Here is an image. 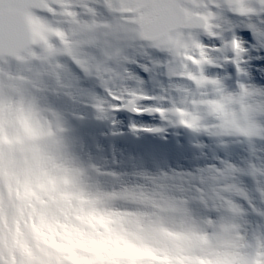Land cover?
I'll return each mask as SVG.
<instances>
[{
    "label": "clouds",
    "instance_id": "1",
    "mask_svg": "<svg viewBox=\"0 0 264 264\" xmlns=\"http://www.w3.org/2000/svg\"><path fill=\"white\" fill-rule=\"evenodd\" d=\"M202 11L194 0L181 5L177 14L185 17L183 24L153 36L146 37L138 24L129 25L131 38L120 53L128 60L117 66L125 79L108 86L118 95L123 84L134 86L126 77L138 65L129 61L142 59L141 50L179 71L185 55L203 38ZM103 18L111 15L97 17ZM18 83V90L6 89L0 97V264H216L225 253L254 264V253L264 251V215L258 228L245 215L211 221L196 189L212 183L210 165L193 166L181 176L168 159H157L138 194L129 195L122 182L101 172L108 162L76 140L72 118L55 102L62 89L50 85L36 91ZM228 95L249 102L264 96V85ZM103 102L107 112L119 101L104 96ZM177 104L166 106L164 114L186 123L185 131L214 122L211 102ZM248 108L246 118L231 129L234 133L247 136L256 124L250 103ZM259 124L264 125V117Z\"/></svg>",
    "mask_w": 264,
    "mask_h": 264
},
{
    "label": "bare ground",
    "instance_id": "2",
    "mask_svg": "<svg viewBox=\"0 0 264 264\" xmlns=\"http://www.w3.org/2000/svg\"><path fill=\"white\" fill-rule=\"evenodd\" d=\"M42 1V0H40ZM90 0H72L75 4H81L83 8V13L92 14L90 19L84 20L80 17L81 13L78 11L73 12L76 14V20L71 22V26L67 27L66 25L62 26V20L59 22V25L62 27L61 29L64 30V37L63 40L67 41L69 47H64L63 45L58 44L57 41H51L48 39L49 34L57 30L58 27L52 26L51 21L47 19V17H39L37 15L34 16L35 13L27 12V27L29 29L28 33L32 38V45L25 49L20 50L17 52L15 56L11 57H26L27 55L32 54H40V56H45V58H50V54H55L62 50L63 52H67L71 54L74 60L76 59L78 62H81L82 66L85 68L86 75L83 78V81H86L89 77L100 74H106L105 78L103 75L102 82L105 84V88H110L112 93H116L112 87H109V82L113 81L114 79H125V77H121L120 73L117 71V66L120 64L121 60H128L127 57H121L120 53L122 50V45L129 40L131 37L128 35L132 29L129 28V24L127 23V18L125 19H113L110 21H104L97 19L98 16H106V12H102L95 7L88 6V2ZM93 1V0H91ZM130 4V8L140 7L139 2L141 0H126ZM186 1V0H184ZM189 3L192 0H187ZM226 0H194V2L203 9L202 12L198 13L199 16L203 17L206 20L207 24L204 27V31H202L203 38L204 36L210 40L211 36H215L214 38L219 42L217 43H204L201 39L197 41L195 46L194 52H189L184 57V63L181 65L179 71L175 70L174 68L170 67L167 61L159 60L154 58L153 56L149 55L147 51L141 50V57L142 59L136 61H129L132 63L141 66L140 68L145 69L147 72H150V76L148 78H143L141 75L139 76L138 73H130L126 79L131 80L134 79L136 81L134 86H129L128 84H123L122 87L119 89L120 95L122 94L123 90L131 91V98L128 101H133L137 103L139 108H143V105L146 103L145 100H136L140 95H149V97H158V98H169L171 99L170 105H177V101H181L185 105H195L198 101H208L213 104L220 101L221 103H225L227 106V122L225 123L227 128H233L238 122L243 121L247 113L249 111L248 103L251 104V110L254 112L255 116L257 117L256 124L251 128V132H255L257 134L264 135V125L259 124V118L264 117V96L257 95L254 99L249 102L245 100L234 101L228 95V93L232 92L234 89L228 90L226 85L229 84L227 81V76H222L221 74H210L207 73L205 70V66L209 63L220 64V66L227 67L228 60H243V57H248L247 48H254L256 45V40L254 36H259L260 34L264 33V0H256L257 3L254 6V0H245V6L248 7L247 14L242 18V20H235L231 19L230 17H226V9L227 8H240L241 0H237V3L228 5L225 2ZM252 2V4H251ZM214 4V10H209L206 8L207 4ZM243 6V7H245ZM257 14H260V18H254L255 9ZM70 14L69 11H64V13ZM253 13V14H252ZM154 14V13H153ZM152 14V15H153ZM58 16V15H57ZM180 22L183 24L185 17L180 16ZM105 19V18H104ZM131 25V24H130ZM223 28L232 29L229 35L223 33ZM223 29V30H222ZM249 30L251 36H242L241 31ZM52 36V35H51ZM66 38V39H65ZM45 40L47 41V47L50 49V53H45L46 50L41 49L39 51L38 47L40 43ZM37 44V45H36ZM237 46V53H231V47ZM241 48L244 51H241ZM94 49L97 51V55L94 54ZM264 49V48H261ZM260 51V50H259ZM237 56V57H236ZM11 57H3L2 59H7ZM264 57V56H263ZM99 58V59H98ZM1 59V60H2ZM194 59L195 61H192ZM104 60L105 63H102ZM113 61L114 64H110L109 62ZM242 63L244 72L247 71L252 75V70L255 69L256 72L258 71L260 74H264V68L261 66L250 65L249 59L243 60ZM194 63L201 64V67L196 70L192 65ZM165 64V68L161 67ZM51 66L47 68L43 67L44 69L41 70V76H37L33 69L29 68L20 74L21 78H24V81H30L35 88L36 91L44 90L46 86L55 85L59 89H63L61 86L65 84H71L77 82L79 77L73 73L66 62H51ZM246 65L248 68L246 69ZM56 66L61 67V69L56 70ZM32 71V72H31ZM98 71V73L96 72ZM8 71L3 70L0 66V74L3 73L4 77L0 78V86L4 85V78L10 77V74L7 73ZM174 74L185 75L193 78L195 80V85L188 86L183 84L182 82H166L164 79L159 78L160 75L167 76H174ZM159 75V77H158ZM17 76V77H18ZM231 76V75H230ZM255 80L247 81L245 83V88L248 85H262L259 82L257 83ZM253 82V83H252ZM235 83V82H234ZM233 82L231 84H234ZM6 87H12L11 89L18 90L19 84H5ZM156 86H158L159 91L156 92ZM4 87V86H3ZM1 89V88H0ZM3 89V88H2ZM1 89V91H2ZM78 88H71L70 91L73 90L74 98H78ZM177 91L176 95H174L171 90ZM237 90V89H235ZM217 92L216 98H209L210 92ZM118 95V94H117ZM235 95V93H233ZM88 96H93L97 100L104 101V94L97 93V90L91 91L87 94ZM2 97V96H0ZM86 99V97H85ZM125 99L123 98V101ZM122 101V102H123ZM153 106H160L165 108L167 105L161 103V101L153 102ZM240 104H242L240 106ZM59 105V104H58ZM116 106L119 103L114 104ZM231 105L232 111H228V106ZM65 106V105H63ZM169 106V105H168ZM243 106V107H242ZM62 107V106H61ZM145 113L149 114L152 112L151 109L144 110ZM143 111V112H144ZM264 151V149H262ZM258 159L255 157H251L248 159L247 162H240L241 159L236 158L233 162L229 163L228 166H223V168H218L215 170V175L217 173H221L222 175L229 174L233 175V179L230 184H226V187L233 188L234 191L241 192L247 197L251 196V190L255 187L258 190H262L263 199H264V152L263 155H256ZM243 168H249L255 175L254 184L248 182L247 180L238 176V170ZM127 188V187H126ZM220 189V188H219ZM235 193V192H234ZM232 206L235 209H243L239 203H232ZM249 222V221H248ZM260 256L264 257V251L258 250ZM230 253H225L221 255L217 260L216 263H223L228 261L229 259L236 258ZM226 264V263H224Z\"/></svg>",
    "mask_w": 264,
    "mask_h": 264
},
{
    "label": "rangeland",
    "instance_id": "3",
    "mask_svg": "<svg viewBox=\"0 0 264 264\" xmlns=\"http://www.w3.org/2000/svg\"><path fill=\"white\" fill-rule=\"evenodd\" d=\"M63 2H67V3H69V2H72V0H63ZM95 2H98V0H96ZM226 3H228V5L229 6H231V4H234L235 5V3H237V0H226L225 1ZM252 2H254V6H255V4L257 3V1L256 0H254V1H252ZM252 2H251V4H252ZM92 3V1L90 0L89 2H88V6L90 5ZM253 5V4H252ZM50 8L52 9V6H50ZM54 8V7H53ZM206 8L207 9H209V10H214V4H207V6H206ZM248 10V7H236V8H233V7H231V8H227L226 9V17H230V13H231V11L232 12H238L240 15H246L247 14V11H245V10ZM256 10H259L258 8L257 9H255V13L257 12ZM32 13H33V11H31ZM30 12V13H31ZM253 14V13H252ZM257 14V13H256ZM253 15H255V14H253ZM258 15H260V14H258ZM26 16H27V14H26ZM34 16H35V14H34ZM201 17V16H200ZM231 19H234V17H230ZM65 20V19H64ZM201 25H202V27H201V30L204 28V26H206V21L204 20V18L203 17H201ZM62 26H64V24L62 23ZM58 27V29L62 32V34H64V30H62L61 28V26H57ZM67 27H70V26H67ZM224 29V30H223ZM222 30L223 31H225V28H223ZM226 30H228V29H226ZM60 32V33H61ZM50 36H48V37H52L51 35H52V33H50L49 34ZM242 35V34H241ZM243 37L245 36V35H242ZM213 37V36H212ZM66 39V38H65ZM67 40V39H66ZM64 43H65V41H64ZM63 43V44H64ZM66 43H67V41H66ZM68 47V46H67ZM236 48V46L233 48V52L232 53H234V49ZM247 50H249L248 51V57H243V59L245 60V59H249V60H253V61H259V60H261V58H260V56H262V55H264V49H261V48H259V49H254V48H247ZM260 50V51H259ZM94 54L95 55H97V51L94 49ZM260 58V59H259ZM99 59V58H98ZM105 61L106 60H104L102 63H105ZM192 61H195L194 59H192ZM193 64L195 65L196 63H194L193 62ZM192 64V65H193ZM193 65V66H194ZM208 65H212V63H209V64H207L206 66H205V69H208L207 67H208ZM196 66V65H195ZM140 67V66H139ZM138 67V68H139ZM57 69H61V67H59V66H56V70ZM131 72H129L128 74H127V76H129V74H130ZM134 73H136V71H134ZM244 74V72H242V75ZM253 80H255V79H253ZM132 81H134V79H132ZM255 82V81H254ZM257 82V81H256ZM259 82V81H258ZM257 82V83H258ZM245 83H248V82H243V84H245ZM260 84H262V85H264L262 82H259ZM228 86V90H230L231 88H230V83L229 84H227L226 85V87ZM243 86H245V85H243ZM233 89H236L235 87L233 88ZM241 89V88H240ZM242 89H244V88H242ZM125 91V90H124ZM240 91V90H239ZM240 93L241 94H243V92L242 91H240ZM208 94H210V93H208ZM220 104V101L219 102H216L214 105H216V104ZM240 106H241V104H240ZM243 107V106H242ZM226 110H227V106H226ZM250 131H251V129H250Z\"/></svg>",
    "mask_w": 264,
    "mask_h": 264
},
{
    "label": "snow or ice",
    "instance_id": "4",
    "mask_svg": "<svg viewBox=\"0 0 264 264\" xmlns=\"http://www.w3.org/2000/svg\"><path fill=\"white\" fill-rule=\"evenodd\" d=\"M255 40H256V45H254L253 47H256L257 49L259 48H264V33L260 34L259 36H254ZM209 44L211 43H219L215 38H213L212 40L208 41ZM246 69L248 68V65L245 66ZM234 71H237V66L233 65ZM150 74V72H148ZM247 79L249 81H251V76L250 73L247 71ZM253 83V82H252Z\"/></svg>",
    "mask_w": 264,
    "mask_h": 264
}]
</instances>
